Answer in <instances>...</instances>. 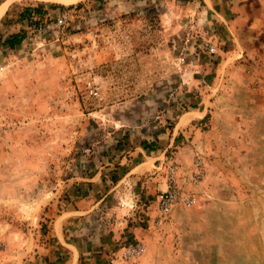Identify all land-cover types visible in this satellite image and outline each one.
I'll use <instances>...</instances> for the list:
<instances>
[{
	"label": "rangeland",
	"instance_id": "rangeland-1",
	"mask_svg": "<svg viewBox=\"0 0 264 264\" xmlns=\"http://www.w3.org/2000/svg\"><path fill=\"white\" fill-rule=\"evenodd\" d=\"M228 1L0 0V264H264V0ZM171 165L196 201L160 217Z\"/></svg>",
	"mask_w": 264,
	"mask_h": 264
},
{
	"label": "built area",
	"instance_id": "built-area-1",
	"mask_svg": "<svg viewBox=\"0 0 264 264\" xmlns=\"http://www.w3.org/2000/svg\"><path fill=\"white\" fill-rule=\"evenodd\" d=\"M72 12L71 11H64L57 15L56 17L52 18L50 17L49 19L44 18L43 20L40 21H35L31 27L33 28L32 31H35L36 34H45L46 32L53 31L54 29H60L62 28L68 19L72 17ZM204 48L208 50L210 53H213L215 51V46L213 44H205ZM180 60L183 62L184 61V56L180 57ZM196 166H200V162L196 161ZM168 185L167 188L163 191H161L158 195L157 198V207H158V213L159 216H164L170 212L174 204L176 202L181 201L182 204L186 207L192 206L196 198L191 195L187 194H181L180 193V188L178 187L177 184V179L175 176V167L174 166H169L168 167ZM203 178V174L201 170H198L195 174V181H199ZM144 251V247L141 243H135L134 245L128 246L125 249V254L127 256H139L142 252Z\"/></svg>",
	"mask_w": 264,
	"mask_h": 264
},
{
	"label": "crops",
	"instance_id": "crops-1",
	"mask_svg": "<svg viewBox=\"0 0 264 264\" xmlns=\"http://www.w3.org/2000/svg\"><path fill=\"white\" fill-rule=\"evenodd\" d=\"M227 2H222V0H203V4H204V9L214 12V14L211 13V17L216 19V17L219 19L218 22L220 23V21H223L224 23H227L229 20V17H227V11L230 10L232 11L236 5L234 3H230L228 0H226ZM240 1V0H238ZM19 23H25L24 20H21ZM20 26V28H19ZM16 24L13 26V32H9V34L12 33H17L19 32V29H23L25 26L24 24ZM14 27H18V28H14ZM9 34L7 36H9ZM194 110V109H192ZM197 110V109H195ZM201 116L197 117V116H192L188 119L189 123H193L195 121L200 120L203 116V114H200ZM179 119V118H178ZM177 131V130H176ZM175 137V134H172V137L170 138V144L166 146L165 149L163 148H158V146L156 144H150L148 148L143 149L142 148V153L141 155H139V157H137L138 161L136 163H134L131 167L129 166H124L125 165V161H130L128 158L130 155H124L123 152L119 155V160L116 165L118 166H122V168H127L125 170V173L123 174V176H128L130 175V173H134V171H136V169H140V173L146 172L148 170H151L153 168L158 169L159 164H161L163 157L165 156V152L167 151V147H169L172 143H173V139ZM148 143H151L150 141H147ZM151 148V149H150ZM134 154V153H132ZM123 156V157H122ZM123 159H122V158ZM136 159V160H137ZM127 165V164H126ZM99 173L98 172V178L95 179H99ZM114 172H112L113 174ZM113 177V176H112ZM112 177L110 179V181L112 180ZM151 193V192H150ZM152 195V194H151ZM75 209H69V210H65L64 214L68 213V214H72V213H77L78 211H73Z\"/></svg>",
	"mask_w": 264,
	"mask_h": 264
},
{
	"label": "trees",
	"instance_id": "trees-1",
	"mask_svg": "<svg viewBox=\"0 0 264 264\" xmlns=\"http://www.w3.org/2000/svg\"><path fill=\"white\" fill-rule=\"evenodd\" d=\"M36 14L40 17H43L45 15V11L43 8L37 6V7H26L24 8L23 12L20 13V19L23 20V16H30V14ZM24 39V32L23 30L14 34H10L9 36L6 37V45L9 47H14L15 45L19 44L22 40Z\"/></svg>",
	"mask_w": 264,
	"mask_h": 264
},
{
	"label": "bare ground",
	"instance_id": "bare-ground-1",
	"mask_svg": "<svg viewBox=\"0 0 264 264\" xmlns=\"http://www.w3.org/2000/svg\"><path fill=\"white\" fill-rule=\"evenodd\" d=\"M70 1V0H69Z\"/></svg>",
	"mask_w": 264,
	"mask_h": 264
}]
</instances>
